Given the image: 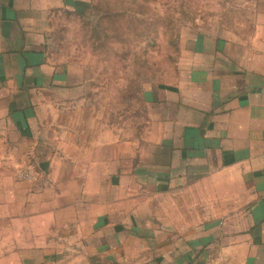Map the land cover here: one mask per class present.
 <instances>
[{
  "label": "crops",
  "instance_id": "0c3cea01",
  "mask_svg": "<svg viewBox=\"0 0 264 264\" xmlns=\"http://www.w3.org/2000/svg\"><path fill=\"white\" fill-rule=\"evenodd\" d=\"M90 2L0 0V157L30 158L0 165V264H264V0H229L129 119L50 48Z\"/></svg>",
  "mask_w": 264,
  "mask_h": 264
},
{
  "label": "rangeland",
  "instance_id": "374dc122",
  "mask_svg": "<svg viewBox=\"0 0 264 264\" xmlns=\"http://www.w3.org/2000/svg\"><path fill=\"white\" fill-rule=\"evenodd\" d=\"M90 3L84 15H62L56 21L58 27L50 48L56 57L65 56L73 67L86 70L91 95L101 105L106 103L108 118L122 115L129 119L132 113H140L145 89L171 83L176 78L182 54L195 31L210 32L209 24L221 12L225 14L229 0ZM3 143L12 145L9 141ZM11 150L13 156L9 161L7 156L0 157V165L16 164L18 159L29 161V157L19 158L17 145ZM26 171L33 179L32 170Z\"/></svg>",
  "mask_w": 264,
  "mask_h": 264
},
{
  "label": "built area",
  "instance_id": "2783aa9c",
  "mask_svg": "<svg viewBox=\"0 0 264 264\" xmlns=\"http://www.w3.org/2000/svg\"><path fill=\"white\" fill-rule=\"evenodd\" d=\"M31 173L30 172H25L24 174H22V177L23 178H28V179H30L31 178Z\"/></svg>",
  "mask_w": 264,
  "mask_h": 264
}]
</instances>
